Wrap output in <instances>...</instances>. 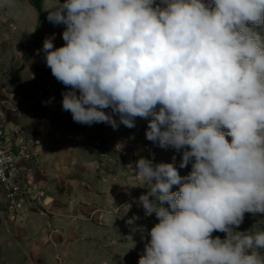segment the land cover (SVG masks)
<instances>
[{
	"label": "clouds",
	"instance_id": "1",
	"mask_svg": "<svg viewBox=\"0 0 264 264\" xmlns=\"http://www.w3.org/2000/svg\"><path fill=\"white\" fill-rule=\"evenodd\" d=\"M45 10L65 26V43L54 47L53 34L42 51L73 121L115 130L145 119L146 139L191 165L181 176L174 163L135 162L148 189L139 205L159 221L138 264H264V230L233 229L264 214V0H55Z\"/></svg>",
	"mask_w": 264,
	"mask_h": 264
},
{
	"label": "rangeland",
	"instance_id": "2",
	"mask_svg": "<svg viewBox=\"0 0 264 264\" xmlns=\"http://www.w3.org/2000/svg\"><path fill=\"white\" fill-rule=\"evenodd\" d=\"M54 2L0 0V126L19 127L34 140L35 178L50 197L46 208L10 216L0 195V264H138L159 221L139 205L148 189L135 162L174 163L181 176L191 165L180 168L181 152L147 140L145 119L114 130L105 123L78 124L63 110L68 89L51 74L42 51L53 34L54 47L65 43V26L47 19L45 8ZM233 229L264 230V214L245 213Z\"/></svg>",
	"mask_w": 264,
	"mask_h": 264
},
{
	"label": "built area",
	"instance_id": "3",
	"mask_svg": "<svg viewBox=\"0 0 264 264\" xmlns=\"http://www.w3.org/2000/svg\"><path fill=\"white\" fill-rule=\"evenodd\" d=\"M101 142L98 138L99 145ZM36 162L34 140L19 127L0 126V195L10 216L50 203L45 187L35 178Z\"/></svg>",
	"mask_w": 264,
	"mask_h": 264
},
{
	"label": "crops",
	"instance_id": "4",
	"mask_svg": "<svg viewBox=\"0 0 264 264\" xmlns=\"http://www.w3.org/2000/svg\"><path fill=\"white\" fill-rule=\"evenodd\" d=\"M35 168H36V164H35ZM35 173H36V169H35ZM49 201H50V197H49Z\"/></svg>",
	"mask_w": 264,
	"mask_h": 264
}]
</instances>
